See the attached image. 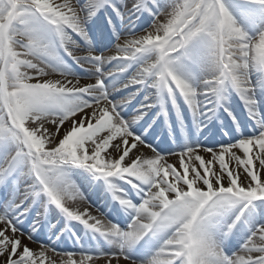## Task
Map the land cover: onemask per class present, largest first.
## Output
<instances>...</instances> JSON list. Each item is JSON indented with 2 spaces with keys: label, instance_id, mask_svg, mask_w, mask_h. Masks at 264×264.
<instances>
[{
  "label": "snow or ice",
  "instance_id": "obj_1",
  "mask_svg": "<svg viewBox=\"0 0 264 264\" xmlns=\"http://www.w3.org/2000/svg\"><path fill=\"white\" fill-rule=\"evenodd\" d=\"M0 264H264V0H0Z\"/></svg>",
  "mask_w": 264,
  "mask_h": 264
},
{
  "label": "bare ground",
  "instance_id": "obj_2",
  "mask_svg": "<svg viewBox=\"0 0 264 264\" xmlns=\"http://www.w3.org/2000/svg\"><path fill=\"white\" fill-rule=\"evenodd\" d=\"M74 207H80L81 210L83 209L84 205L80 204L79 202H77L75 205H73ZM71 244H69L68 246H70ZM71 248V247H69Z\"/></svg>",
  "mask_w": 264,
  "mask_h": 264
}]
</instances>
